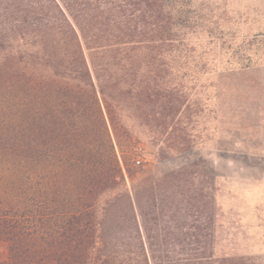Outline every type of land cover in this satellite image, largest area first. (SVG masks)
Here are the masks:
<instances>
[{"label": "trees", "instance_id": "16d2710c", "mask_svg": "<svg viewBox=\"0 0 264 264\" xmlns=\"http://www.w3.org/2000/svg\"><path fill=\"white\" fill-rule=\"evenodd\" d=\"M209 22L200 0H0V264H264L215 256L198 162L136 182L141 138L193 149Z\"/></svg>", "mask_w": 264, "mask_h": 264}, {"label": "rangeland", "instance_id": "374dc122", "mask_svg": "<svg viewBox=\"0 0 264 264\" xmlns=\"http://www.w3.org/2000/svg\"><path fill=\"white\" fill-rule=\"evenodd\" d=\"M200 3L210 22L194 36L196 67L188 66L184 81L190 95H180L182 124L192 119L193 149L176 154L141 138L133 155L141 160L136 182L198 162L195 183L210 201L206 237L215 256L264 263V0ZM181 258L175 251L170 262Z\"/></svg>", "mask_w": 264, "mask_h": 264}, {"label": "built area", "instance_id": "2783aa9c", "mask_svg": "<svg viewBox=\"0 0 264 264\" xmlns=\"http://www.w3.org/2000/svg\"><path fill=\"white\" fill-rule=\"evenodd\" d=\"M140 162H141V160L138 159V160H137V163L139 164Z\"/></svg>", "mask_w": 264, "mask_h": 264}]
</instances>
